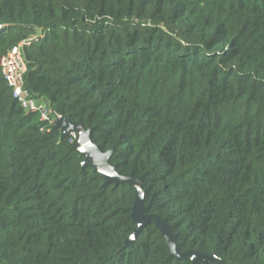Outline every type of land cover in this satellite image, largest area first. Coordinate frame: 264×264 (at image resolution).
<instances>
[{"label":"trees","instance_id":"1","mask_svg":"<svg viewBox=\"0 0 264 264\" xmlns=\"http://www.w3.org/2000/svg\"><path fill=\"white\" fill-rule=\"evenodd\" d=\"M85 129L181 252L264 264V0H0V59ZM13 98L0 68V264H191L136 190L82 169L77 140Z\"/></svg>","mask_w":264,"mask_h":264},{"label":"water","instance_id":"2","mask_svg":"<svg viewBox=\"0 0 264 264\" xmlns=\"http://www.w3.org/2000/svg\"><path fill=\"white\" fill-rule=\"evenodd\" d=\"M53 128L61 132V140L67 139L72 134V130H75L79 134L80 137H78L73 149L79 152L83 158L82 169H92L95 173L101 174L105 179L103 186L113 185L114 187H118L127 184L135 188L136 194L131 218L135 222L136 227L123 243L122 249H126L153 222L164 237L170 254L178 260L190 261L191 264L221 263V260L214 254L206 255L197 250L180 251L177 244L178 235L173 233L167 219H162L158 215L150 213L152 202L148 205L144 203V176L137 178L132 175H121L116 167L110 164L113 150L102 152L99 146L94 143L92 138L93 129H85L81 124L72 121L69 117L56 120Z\"/></svg>","mask_w":264,"mask_h":264},{"label":"built area","instance_id":"3","mask_svg":"<svg viewBox=\"0 0 264 264\" xmlns=\"http://www.w3.org/2000/svg\"><path fill=\"white\" fill-rule=\"evenodd\" d=\"M0 68L3 76L8 82L13 92V98L29 113H37L42 122H49L54 126V122L62 117L51 119L52 111L46 103H41L31 97V94L25 89L24 76L27 71V65L21 52V45L13 48L0 59ZM73 139L77 136L70 135ZM77 140V139H76Z\"/></svg>","mask_w":264,"mask_h":264},{"label":"bare ground","instance_id":"4","mask_svg":"<svg viewBox=\"0 0 264 264\" xmlns=\"http://www.w3.org/2000/svg\"><path fill=\"white\" fill-rule=\"evenodd\" d=\"M72 134L76 135L77 138L80 137L79 134L75 130H72Z\"/></svg>","mask_w":264,"mask_h":264},{"label":"rangeland","instance_id":"5","mask_svg":"<svg viewBox=\"0 0 264 264\" xmlns=\"http://www.w3.org/2000/svg\"><path fill=\"white\" fill-rule=\"evenodd\" d=\"M76 139H78V138H76Z\"/></svg>","mask_w":264,"mask_h":264}]
</instances>
